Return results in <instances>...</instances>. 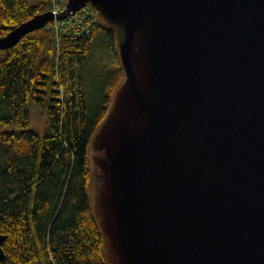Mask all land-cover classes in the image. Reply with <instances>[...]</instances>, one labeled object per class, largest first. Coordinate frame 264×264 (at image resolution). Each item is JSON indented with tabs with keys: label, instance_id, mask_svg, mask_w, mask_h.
I'll return each instance as SVG.
<instances>
[{
	"label": "water",
	"instance_id": "water-1",
	"mask_svg": "<svg viewBox=\"0 0 264 264\" xmlns=\"http://www.w3.org/2000/svg\"><path fill=\"white\" fill-rule=\"evenodd\" d=\"M87 5L124 71L88 145L106 264H264V0H67L0 50Z\"/></svg>",
	"mask_w": 264,
	"mask_h": 264
},
{
	"label": "trees",
	"instance_id": "trees-1",
	"mask_svg": "<svg viewBox=\"0 0 264 264\" xmlns=\"http://www.w3.org/2000/svg\"><path fill=\"white\" fill-rule=\"evenodd\" d=\"M51 8L0 0V36ZM123 76L115 31L100 20L80 36L50 22L0 50V264H106L88 145ZM31 103L46 109L43 137Z\"/></svg>",
	"mask_w": 264,
	"mask_h": 264
},
{
	"label": "built area",
	"instance_id": "built-area-1",
	"mask_svg": "<svg viewBox=\"0 0 264 264\" xmlns=\"http://www.w3.org/2000/svg\"><path fill=\"white\" fill-rule=\"evenodd\" d=\"M67 0H52L51 11L57 15L66 8ZM98 21L95 10L87 5L73 15L68 16L65 19L57 20L53 22L55 29L66 27L73 28L75 30V36L88 35L92 26Z\"/></svg>",
	"mask_w": 264,
	"mask_h": 264
},
{
	"label": "rangeland",
	"instance_id": "rangeland-1",
	"mask_svg": "<svg viewBox=\"0 0 264 264\" xmlns=\"http://www.w3.org/2000/svg\"><path fill=\"white\" fill-rule=\"evenodd\" d=\"M29 112L30 128L36 131L40 136H45L48 129L47 114L45 107L37 103H31L29 105Z\"/></svg>",
	"mask_w": 264,
	"mask_h": 264
}]
</instances>
